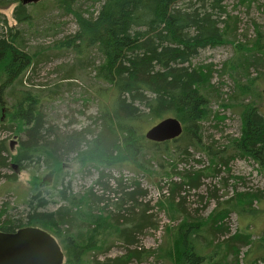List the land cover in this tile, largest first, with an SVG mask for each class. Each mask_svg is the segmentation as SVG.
Segmentation results:
<instances>
[{
	"label": "trees",
	"instance_id": "16d2710c",
	"mask_svg": "<svg viewBox=\"0 0 264 264\" xmlns=\"http://www.w3.org/2000/svg\"><path fill=\"white\" fill-rule=\"evenodd\" d=\"M20 1L0 0V10L15 4L12 13L15 22L30 23L26 6L33 3L22 5ZM80 1L101 5L95 14L89 9L79 12L76 5ZM52 2L77 19L78 31L62 41V47L73 50L84 63L91 51L98 53V64L91 66L100 85L97 115L91 119L98 129L90 139H86L84 131L72 132L63 138L53 136L52 129L46 127L38 95L20 91L23 78L36 57L24 51L17 34L9 30L0 35V107L9 105L8 126L25 134L26 138L16 153H7V157L19 169L30 168L32 176L31 196L24 200L28 208L25 216L14 220L6 215V210L5 219H1L0 214V231L36 227L48 232L64 254L63 264H128L129 260L150 257L167 264H204L209 257L203 250L212 245L208 235L211 230L225 227L230 214L225 204L229 203H217L207 218L196 219L182 208L181 194L197 191L203 178L214 176L219 168L225 169L226 163L236 158L255 162L264 175L261 96L264 87H259V83L264 82V73H261L264 70V32L258 31L252 43L244 47L231 41L235 36V21L225 19L228 14L224 0ZM224 31L233 32L226 38L230 44L234 42L232 45L238 53L235 62L225 65L234 87L227 101L222 99L221 93L216 94L218 89L211 82L212 67L191 64L200 50L227 42ZM252 69L257 76H251ZM212 103L221 104L225 109L230 107L240 118V134L228 141L226 149L202 144L201 123L210 116L215 117ZM167 117L181 123L182 134L159 144L145 140L147 129ZM188 150H199L207 156L208 167L197 171L178 170V163L190 157ZM68 158L69 162L77 158L82 167L98 171L100 179H104L101 196L92 191L68 192L64 172ZM5 160H0V167L5 166ZM150 162H156L168 177H161L166 183L164 187L158 186L161 195L152 209L157 212L167 209L175 214L173 218L183 220L176 226L165 227L164 241L156 251L142 252L138 237L159 229L158 221L149 214V202L142 203L147 197L146 191L136 181L125 184L119 178H114L115 182L109 185L108 173L131 168L152 174ZM48 173L52 176L51 184L43 189V177ZM172 177H178V181L174 182ZM42 190L49 197L44 196ZM248 196L249 193H237L238 199ZM58 202L63 203L62 207L53 212L44 211L47 203ZM243 210L240 214L247 212ZM233 238L244 241L240 235ZM117 242L128 250L126 256L98 259ZM245 259L252 260L253 264H264V231Z\"/></svg>",
	"mask_w": 264,
	"mask_h": 264
},
{
	"label": "rangeland",
	"instance_id": "374dc122",
	"mask_svg": "<svg viewBox=\"0 0 264 264\" xmlns=\"http://www.w3.org/2000/svg\"><path fill=\"white\" fill-rule=\"evenodd\" d=\"M52 1L36 0L33 6L27 5L26 11L30 13L31 21L25 24H18L13 19L15 4L1 9L0 35L6 34L9 30L17 34L24 51L36 57L34 65L23 78L20 91L28 90L38 95L39 107L46 127L52 129L53 136L63 138L72 132L84 131L86 139H90L91 134L95 135L98 129L97 124H93L91 119L97 115V90L100 87L91 66L98 64L99 56L93 50L84 63L73 50L62 47L61 42L67 41L78 31L77 19L71 12L55 7ZM223 4L228 14L225 19L229 17L230 20L235 21V36L230 38L231 41L243 44L244 47L252 43L258 31L264 32V0H224ZM100 5V2L80 1L76 8L79 12L89 9L90 13L95 14ZM77 10L74 11L78 12ZM83 16L87 17L85 13ZM224 33L227 42L200 50L191 64L193 67H212L211 82L218 89L216 94L221 93L222 99L227 101L234 87L225 65L235 62L238 53L232 45L234 42L230 44L229 39L226 38L230 36L229 33L232 36L233 32L224 31ZM250 73L252 77L257 76L254 69L250 70ZM261 73H264V70ZM0 78L2 79L1 74ZM259 84V87H264V82L261 81ZM16 90L19 89L16 87ZM211 111L215 117L210 116V119L201 123L199 134L202 144L226 149L228 141L237 138L240 134L239 115L230 107L225 109L218 103H212ZM8 113L10 118L9 105L0 107V160L6 159L5 166L0 167V214H2L1 219H5L3 213L7 210V216L18 220L22 219L28 210L24 200H28L31 196L32 176L30 168L19 169L10 161L11 158L7 157V153L15 154L21 143L26 141L25 134L16 132L14 127L8 126L9 121H6ZM188 151L190 157L178 163V170L197 171L208 167L209 158L201 151ZM70 158L64 164L65 185L68 192L82 194L92 191L94 195L101 196L104 179H100L98 171L95 168L82 167L77 163V158L69 162ZM149 166L152 174L131 168H123L121 171L112 170L108 173L109 185L115 182L114 178H119L125 184L136 181L146 191L147 197L142 203L149 202L151 207L149 214L158 221L159 229L156 232H144L138 237V247L142 252L156 251L164 241L165 227L176 226L183 220L178 217L173 218L175 214L172 215L167 209L163 212L152 209L161 195L158 186L161 184L164 187L166 183L160 179L168 177L161 172L156 162H150ZM172 178L174 182L178 181V177ZM51 180L52 176H49V173L43 177V189L50 186ZM97 181L99 183L96 184ZM200 185L197 191L181 194L184 198L182 208L186 214L196 219L207 218L217 207V203L228 202L225 207L230 209L225 227L221 230H211L208 235L212 245L203 250V254L209 257L204 264H253L252 260L247 261L245 258L264 231V175L258 164L250 159L229 160L225 169L219 168V172L214 176L203 178ZM237 193H249L250 196L238 199ZM42 194L49 197L44 190ZM47 204L44 208L47 212H53L63 205L61 202ZM241 210L247 212L240 214ZM239 235L244 241H235L233 237ZM123 248L124 245L117 242L109 252L98 259L126 256L128 250ZM128 262V264H167L152 257Z\"/></svg>",
	"mask_w": 264,
	"mask_h": 264
},
{
	"label": "water",
	"instance_id": "95a60500",
	"mask_svg": "<svg viewBox=\"0 0 264 264\" xmlns=\"http://www.w3.org/2000/svg\"><path fill=\"white\" fill-rule=\"evenodd\" d=\"M36 0H21L27 5ZM263 99L264 119V88ZM183 132L181 123L167 117L151 126L144 133L145 140L164 143L178 138ZM64 254L56 240L46 231L36 227H24L14 232L0 231V264H63Z\"/></svg>",
	"mask_w": 264,
	"mask_h": 264
}]
</instances>
